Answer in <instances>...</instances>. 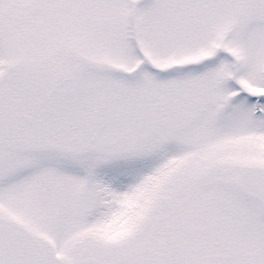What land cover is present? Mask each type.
Segmentation results:
<instances>
[{"label":"snow or ice","instance_id":"6c2138e0","mask_svg":"<svg viewBox=\"0 0 264 264\" xmlns=\"http://www.w3.org/2000/svg\"><path fill=\"white\" fill-rule=\"evenodd\" d=\"M0 264H264V0H0Z\"/></svg>","mask_w":264,"mask_h":264}]
</instances>
